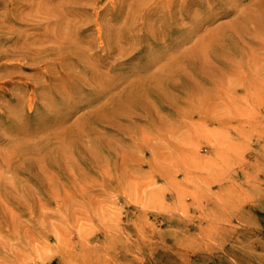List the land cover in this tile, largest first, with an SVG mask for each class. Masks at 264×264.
Segmentation results:
<instances>
[{
    "label": "rangeland",
    "instance_id": "374dc122",
    "mask_svg": "<svg viewBox=\"0 0 264 264\" xmlns=\"http://www.w3.org/2000/svg\"><path fill=\"white\" fill-rule=\"evenodd\" d=\"M262 1L0 0V264H264Z\"/></svg>",
    "mask_w": 264,
    "mask_h": 264
},
{
    "label": "bare ground",
    "instance_id": "6f19581e",
    "mask_svg": "<svg viewBox=\"0 0 264 264\" xmlns=\"http://www.w3.org/2000/svg\"><path fill=\"white\" fill-rule=\"evenodd\" d=\"M172 0H169L171 2ZM169 7V6H168ZM232 9V8H230ZM234 24H264V0L258 4L255 8L252 10H249L242 16V18H239L238 21H236ZM61 128V127H60ZM52 132V131H51ZM46 139V137H45ZM32 143V142H31ZM34 142L33 144H35ZM63 144V143H62ZM47 147V146H46ZM41 154V153H40ZM10 156V155H9ZM7 157V156H6ZM10 158V157H9ZM36 162V161H35ZM2 171V170H1ZM6 172L7 169H6ZM6 180V179H5ZM2 181V180H1ZM7 182V181H5ZM67 194V193H66ZM4 205V204H2ZM1 206V205H0Z\"/></svg>",
    "mask_w": 264,
    "mask_h": 264
}]
</instances>
